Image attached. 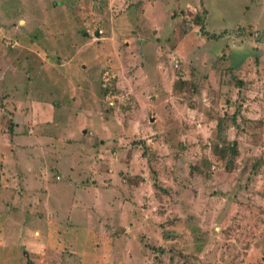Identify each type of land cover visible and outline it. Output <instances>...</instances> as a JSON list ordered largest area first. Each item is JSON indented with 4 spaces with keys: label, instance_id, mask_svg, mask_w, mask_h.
Returning <instances> with one entry per match:
<instances>
[{
    "label": "rangeland",
    "instance_id": "obj_1",
    "mask_svg": "<svg viewBox=\"0 0 264 264\" xmlns=\"http://www.w3.org/2000/svg\"><path fill=\"white\" fill-rule=\"evenodd\" d=\"M0 264H264V0H0Z\"/></svg>",
    "mask_w": 264,
    "mask_h": 264
},
{
    "label": "trees",
    "instance_id": "obj_2",
    "mask_svg": "<svg viewBox=\"0 0 264 264\" xmlns=\"http://www.w3.org/2000/svg\"><path fill=\"white\" fill-rule=\"evenodd\" d=\"M236 30H237V31H236V34H238V35L244 33V30H243L242 28H240V29H239V28H236ZM236 83H240V81H237ZM222 144H223V143H221L220 154L223 153L224 146H226L225 148H226L227 150L231 151V152H229V154H230V158H228V159L226 160V164H225L227 167H229L230 164H231V161H232V159H233V158H232V157H233V154H234V153H233V149H232L233 143L229 144V143L226 142L225 145H224V144L222 145ZM141 154L144 155V156H146V154L143 152V150H142ZM190 169H191V172H192V171L196 172L195 167L190 168ZM156 185H157V186H156ZM156 185H155V188L158 189V186H159V185H158V184H156Z\"/></svg>",
    "mask_w": 264,
    "mask_h": 264
},
{
    "label": "water",
    "instance_id": "obj_3",
    "mask_svg": "<svg viewBox=\"0 0 264 264\" xmlns=\"http://www.w3.org/2000/svg\"><path fill=\"white\" fill-rule=\"evenodd\" d=\"M94 35H97V31H94Z\"/></svg>",
    "mask_w": 264,
    "mask_h": 264
},
{
    "label": "crops",
    "instance_id": "obj_4",
    "mask_svg": "<svg viewBox=\"0 0 264 264\" xmlns=\"http://www.w3.org/2000/svg\"><path fill=\"white\" fill-rule=\"evenodd\" d=\"M38 234H39V230H37Z\"/></svg>",
    "mask_w": 264,
    "mask_h": 264
}]
</instances>
